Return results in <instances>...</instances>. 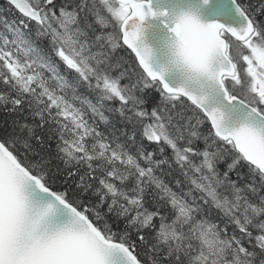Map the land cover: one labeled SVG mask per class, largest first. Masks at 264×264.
I'll use <instances>...</instances> for the list:
<instances>
[{
    "label": "snow or ice",
    "instance_id": "6c2138e0",
    "mask_svg": "<svg viewBox=\"0 0 264 264\" xmlns=\"http://www.w3.org/2000/svg\"><path fill=\"white\" fill-rule=\"evenodd\" d=\"M262 17L5 0L0 264H264Z\"/></svg>",
    "mask_w": 264,
    "mask_h": 264
},
{
    "label": "trees",
    "instance_id": "16d2710c",
    "mask_svg": "<svg viewBox=\"0 0 264 264\" xmlns=\"http://www.w3.org/2000/svg\"><path fill=\"white\" fill-rule=\"evenodd\" d=\"M241 2L246 5H251L252 10L258 8L261 4H264V0H241ZM4 4H5V0H0V5H4ZM116 56L118 58L123 57L125 60H128L129 62H131V59H132L130 53L126 51L125 49L118 50L116 53ZM149 96L150 98L154 97L155 93L149 92ZM15 119H17V116L15 114L9 113L6 110V108H4L3 106H0V134H2V130L6 128L7 125H10L12 121ZM204 130L206 131V128Z\"/></svg>",
    "mask_w": 264,
    "mask_h": 264
}]
</instances>
